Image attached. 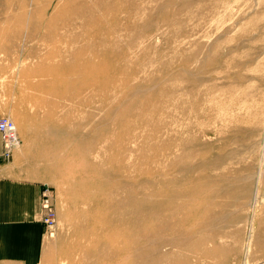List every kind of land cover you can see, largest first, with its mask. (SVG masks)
<instances>
[{"label": "rangeland", "instance_id": "374dc122", "mask_svg": "<svg viewBox=\"0 0 264 264\" xmlns=\"http://www.w3.org/2000/svg\"><path fill=\"white\" fill-rule=\"evenodd\" d=\"M6 1L0 109L16 113L0 118L14 122L19 142L3 149L20 177L41 191L48 186L54 222L44 225L40 264H91L86 246L104 238L129 255L136 239L139 248H155L154 256L167 252L158 264H264V162L257 172L264 157V0H72L64 11L85 10L87 25L56 13L62 0ZM4 5L0 0V13ZM76 35L87 38L73 41ZM85 43L109 67L76 92L77 60L92 55ZM92 144L98 155L76 156ZM210 159H218L211 172L225 175L207 186L199 165ZM158 164H167V178L199 190L186 208L190 216L179 211L172 229L148 236L144 228L159 226L140 212L139 192L150 189L142 182L157 180ZM120 166L132 172L121 181L138 174V214L121 204L119 223L106 231L108 216L90 208L89 198L99 189L108 194L105 174ZM182 167H192L191 180ZM121 183L114 195L124 200L131 193ZM206 196L211 203H203ZM137 217L138 227L129 226Z\"/></svg>", "mask_w": 264, "mask_h": 264}, {"label": "bare ground", "instance_id": "6f19581e", "mask_svg": "<svg viewBox=\"0 0 264 264\" xmlns=\"http://www.w3.org/2000/svg\"><path fill=\"white\" fill-rule=\"evenodd\" d=\"M50 1H52V0H50ZM5 3H6V5H4L5 6L4 12L0 13L2 15H8V13L11 12L9 2L5 0ZM70 3H73L72 0H62V3L57 8L56 13L69 14V16L81 17L82 21H83V25H87V20L89 18L87 16H85V13H83L85 10L75 7L74 9L71 8L67 12L64 11V9L66 7H69ZM81 37L82 38L84 37L83 39H85V38H87V35H84V36L81 35ZM81 37L76 35L74 37L73 41L74 40L76 41V40L80 39ZM93 48H94L93 44H90V43H85L82 47V50H86L88 53L90 52L92 55L89 56L88 58L84 57V59L81 60V63H80V60H77L78 64H76L75 71H76L77 75H79L80 78L76 81L77 82V86L75 87L76 92H80V90L94 85L95 78H96V76L99 75L100 71L103 70V72H104V69L109 67V65L106 64L107 61L105 60V58H104V61H103V58H100L101 56H105V55L99 54L97 51H94ZM93 57L96 58L97 60H91ZM117 70L119 71V69H117ZM93 72H94V74H93ZM109 75L110 76H118V74L114 75L113 73H111ZM112 80L114 81L113 78H112ZM109 81H110V77L105 81V83L109 82ZM62 88H63V86H62ZM15 140L19 142L16 126H15ZM92 146H93V148H90L87 151H85V150L79 151L78 150L77 152H75L76 156H78L80 154L83 156H86L89 154L98 155L95 153L99 152V148H96L97 145H95V144L94 145L92 144ZM73 154H74V151H73ZM157 155H159V154H157ZM217 161H218V159L217 160H215V159L205 160L201 163V165H199V167L201 168L200 170L202 171V174L205 177L204 180H205V184L207 186L211 185L212 180H220V179H222L221 177H223L225 175V173H217V172L212 173L211 172V168L216 164ZM260 161L261 162L259 163V169L257 171L258 176L260 175V173L262 171L261 168H262V162H264V157ZM92 165L93 164L91 162H89L84 168L88 169V171L90 173L93 170V169L90 170ZM131 166L133 168L132 171L137 173L136 169H138V163L133 162V163H131ZM159 166H161V168ZM166 167H167V164H158V166L156 167V169L159 170L158 171L159 173L157 174V176H158L157 180H155V181L154 180H150V181L147 180V181H144L141 183L142 186L147 185L148 188H150V189L148 191H145L143 188L142 191L139 192V194L141 195V199L145 203L144 204V206H145L144 211H141V207H140V212L151 214L152 219L156 220L158 222V226H159L158 228L153 229V230L144 228V230L142 231L144 235L149 236V235H153L154 232L158 231V230L168 231V230L172 229L174 227L172 224L174 219L179 220V218H181V216L179 215V211L185 210V213H186V208L189 207L188 206L189 203H193L192 201H196L195 200L196 198H194V194L199 189L196 190V188L186 187V184L181 182V179L178 180L175 177L167 178L168 177L167 169L169 170V168H166ZM191 169H192V167H188V169L185 167H182L180 169V171H181V174H183V177H188L191 180L192 179L191 173L193 171V169L192 170ZM124 172H129L128 173L129 177L132 176V172L130 173V170H127L121 166L118 169H116L115 172L111 173L113 175L105 174L106 175L105 176V184H106V186H108V188L105 190H108V194L104 193L103 195H101V193H100L101 190L99 189V191L96 190L94 193H92L90 198H89L90 200H92L91 201L92 207H90V208H95L96 211L103 210L105 217L108 216V218L106 217V219H104V221H103L108 226V229L106 228V231L111 229L112 223H114V222L119 223L118 218L120 217V212H121L120 205L121 204H125V206H126L125 208L128 210L130 209L133 211V209H134V211L136 212L135 214H138V206H137V204H138V177H137V175L138 174H136V175L133 174V176H134L133 179L126 177L127 179L125 181H121V180H123V179H121V177L125 176ZM121 182H123V183L125 182L124 187L126 189L129 187L130 188L129 193H131L130 196H128V197L126 196V199H124V200L121 197L119 198V196L116 197L114 195V193H116L118 191L120 184H122ZM190 182H192V181L186 180V183H190ZM181 183H183V184H181ZM206 185H205V187H206ZM195 187H197V186H195ZM204 200H205V201H203L204 204L211 203L213 198H211V196L210 197L206 196V198H204ZM98 207H100V209ZM95 210H94V212H95ZM95 215H97V214H95ZM188 216H190V215L188 213H186V217H188ZM211 216L216 219V217L212 213H211ZM91 217L92 216H90V218ZM90 218H89V220H90ZM90 222L92 224H95L96 220H92ZM124 223H125V221L123 220L121 225L125 226ZM92 224H90V225H92ZM128 224L131 227H133V226L138 227V225H139L138 224V217H137L136 221L135 220L130 221ZM203 229H205V228H203ZM200 232L202 233L203 231H201L199 229L198 233H200ZM107 233H109V232H107ZM203 235L204 234H201V237H203ZM126 238H127V235H126ZM214 238H215V235L211 236L208 239H210L212 241ZM132 242H133V240L131 241V243ZM163 242L162 241L160 242L159 249L162 248ZM170 242H169V244H170ZM191 245H192V248L195 247L194 244H191ZM134 247H135V251H133L129 255V252L128 251L126 252L125 251L126 249H124L123 246L117 244L114 239L104 238L103 240L99 241V243L94 242V240L93 241L89 240L88 245L86 246V251H87V255L92 260L91 264H158V263L162 262L163 260L168 259L169 254L167 252H163L161 254L158 252V254L154 256L155 248H150L151 250L150 249H144L145 247L139 248L138 247V239L135 240ZM216 247H219V246H216ZM201 248L202 247H198V248L195 247V250L201 252V255L203 253L204 256H207L206 251L204 249H201ZM247 249H249V245H247ZM148 250H150V251H148ZM245 250H246V247H245ZM151 251H153V252H151ZM248 262H249V260H245V263H248Z\"/></svg>", "mask_w": 264, "mask_h": 264}, {"label": "crops", "instance_id": "0c3cea01", "mask_svg": "<svg viewBox=\"0 0 264 264\" xmlns=\"http://www.w3.org/2000/svg\"><path fill=\"white\" fill-rule=\"evenodd\" d=\"M14 113L15 109H0V115ZM5 158L0 133V264H40L46 231L41 186L20 177Z\"/></svg>", "mask_w": 264, "mask_h": 264}, {"label": "built area", "instance_id": "2783aa9c", "mask_svg": "<svg viewBox=\"0 0 264 264\" xmlns=\"http://www.w3.org/2000/svg\"><path fill=\"white\" fill-rule=\"evenodd\" d=\"M0 133L3 136V147L5 152L7 153L8 149L12 146V144H16L17 141L15 140V125L14 122L7 118L3 117L0 118ZM48 186H44L43 190L41 191V207H42V222L44 225L49 226L52 225L53 215L51 211V204L49 201V196L47 195Z\"/></svg>", "mask_w": 264, "mask_h": 264}]
</instances>
